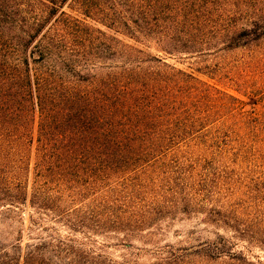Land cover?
I'll return each mask as SVG.
<instances>
[{
    "label": "trees",
    "instance_id": "obj_1",
    "mask_svg": "<svg viewBox=\"0 0 264 264\" xmlns=\"http://www.w3.org/2000/svg\"><path fill=\"white\" fill-rule=\"evenodd\" d=\"M240 50L253 55L234 81L253 104L165 59ZM153 166H168L166 189ZM172 166H264V0H0V222L20 235L0 264H137L72 233L131 249L175 209ZM262 174L215 213L239 239L254 237ZM234 245L219 234L162 264L248 263Z\"/></svg>",
    "mask_w": 264,
    "mask_h": 264
},
{
    "label": "rangeland",
    "instance_id": "obj_2",
    "mask_svg": "<svg viewBox=\"0 0 264 264\" xmlns=\"http://www.w3.org/2000/svg\"><path fill=\"white\" fill-rule=\"evenodd\" d=\"M66 8L68 14L73 17L83 18L76 10ZM96 28L104 27L88 21ZM109 34V31H107ZM99 37L98 34L95 35ZM152 51V50H151ZM153 53H155L153 51ZM253 53L248 50L235 52H206L204 55H184L173 58H165L166 62L193 74L201 81L215 86L222 92L230 93L237 98L253 104L256 100L247 95L241 89V84L234 81L235 77L245 69V64L250 62ZM239 72V73H238ZM235 76V77H234ZM240 76V75H239ZM216 110V108H215ZM168 166H153L148 172L153 177H159L166 185L168 181L162 172ZM177 168L174 175V185L177 194L173 197L175 209L163 212L150 227L145 228L138 236L130 240L131 249L122 247L124 235L110 233L109 236L99 234H85L84 232L72 233L79 240L108 245L105 252L118 262H136L137 264H162L170 255L168 252L189 250L192 252L206 243L216 240L217 235H223L227 240L234 242L233 252H238L245 257L244 261H233L228 257H222L219 261H209L201 256L194 255L185 264H264V207L260 202L254 208L250 222V236L239 239L238 234L227 230L224 224L220 223L215 213L223 211L231 204H239L236 198H231V192L236 189L239 181L244 184L249 178L250 181L262 184L264 166H172ZM167 173V171H166ZM158 177V178H159ZM242 180V181H241ZM166 189V187H164ZM166 191V190H165ZM235 193V192H234ZM258 201L261 197L255 196ZM237 214L241 209L236 208ZM244 222V221H242ZM240 226H242L240 224ZM241 228V227H240ZM58 229L62 236H67L68 230L61 226ZM240 230V229H239ZM24 242L30 237L24 232ZM19 235V226L10 218H4L0 222V245L10 246L15 244Z\"/></svg>",
    "mask_w": 264,
    "mask_h": 264
}]
</instances>
